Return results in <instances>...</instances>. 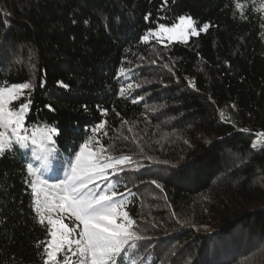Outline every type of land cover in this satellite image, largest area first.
I'll return each mask as SVG.
<instances>
[{
	"label": "trees",
	"instance_id": "trees-1",
	"mask_svg": "<svg viewBox=\"0 0 264 264\" xmlns=\"http://www.w3.org/2000/svg\"><path fill=\"white\" fill-rule=\"evenodd\" d=\"M184 16L197 35L154 34ZM23 83L26 128L58 134L0 155V264H44L39 189L85 142L130 157L92 189L121 193L142 237L116 264H250L264 249V0H0V87Z\"/></svg>",
	"mask_w": 264,
	"mask_h": 264
},
{
	"label": "snow or ice",
	"instance_id": "snow-or-ice-1",
	"mask_svg": "<svg viewBox=\"0 0 264 264\" xmlns=\"http://www.w3.org/2000/svg\"><path fill=\"white\" fill-rule=\"evenodd\" d=\"M237 7L241 5L238 3ZM179 21L178 25L171 28L161 25L160 29L163 33L170 34V38L178 29L179 35H184L187 30H191V35L198 34L191 17H180ZM207 27L204 26L205 29ZM148 39V36L144 37V40ZM29 88L30 83L0 87V155L10 149L14 142L21 147H28L31 143L42 150L46 144L55 143L53 136L58 134L55 127H38L28 134L24 127L28 103L21 104L18 109L12 107L13 102ZM102 127L103 122L99 128ZM105 151L101 146L100 152H97L85 142L81 145L75 162L71 164L66 179L47 186L54 189V192L49 194L44 188L39 189V192L44 193L42 203L37 205L40 222L44 223L46 219L47 224L51 226L49 229L51 239L45 245L44 264H59L58 258L61 253L68 254L64 257V264H116L117 256L127 248L133 247L135 241L142 239L133 231L135 221L123 210V203L116 202L115 198L122 195L121 193L115 191L109 193L103 189L95 192L92 190L99 188L98 181H108L110 176L115 175L118 167L123 171L121 166L130 161L128 156L119 159L106 156L103 154ZM32 186L36 192V183ZM45 211L58 215L70 214L77 223L70 228L57 216L46 217ZM132 264H135L134 260Z\"/></svg>",
	"mask_w": 264,
	"mask_h": 264
},
{
	"label": "rangeland",
	"instance_id": "rangeland-1",
	"mask_svg": "<svg viewBox=\"0 0 264 264\" xmlns=\"http://www.w3.org/2000/svg\"><path fill=\"white\" fill-rule=\"evenodd\" d=\"M184 17H187V16H184ZM179 22L180 21L178 20V22L175 23L174 25H178ZM172 26H167V27L171 28ZM193 27L195 29V25H193ZM195 31L197 32L196 29ZM154 34L168 41H181V40H188L191 37V30L185 31L184 35H179V29H178L177 33L174 36H171L170 38V34L163 33L159 26L156 30H154ZM24 127L27 130L28 134H31V132L34 130V129H27L25 125ZM28 146L37 147V146L31 145V143H29ZM65 216H67L68 218H65ZM57 218L63 219L64 223L68 224L70 228L73 227V225L77 223L74 217H70V215H63V216L61 215V216H58ZM76 235H78V230H77ZM250 264H264V249H259L257 253H254L250 256Z\"/></svg>",
	"mask_w": 264,
	"mask_h": 264
}]
</instances>
